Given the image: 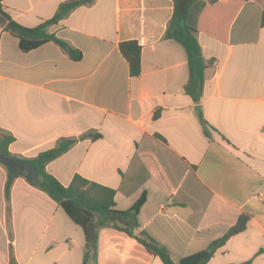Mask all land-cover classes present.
<instances>
[{
  "label": "crops",
  "instance_id": "crops-1",
  "mask_svg": "<svg viewBox=\"0 0 264 264\" xmlns=\"http://www.w3.org/2000/svg\"><path fill=\"white\" fill-rule=\"evenodd\" d=\"M66 0H2L1 11L32 28ZM264 0L207 1L196 38L204 73L199 107L184 92V48L164 33L172 0H95L48 32L81 53L74 61L53 42L23 52L0 23V130L9 152L29 159L65 137L94 131L46 171L67 186L74 175L114 189L115 209L144 193L140 227L174 263L207 248L242 214L206 264H264ZM140 46L131 77L119 44ZM210 127V128H209ZM0 165V264H81L83 230L45 193L17 176L4 200ZM11 236V237H10ZM97 264H162L139 242L110 227L98 231Z\"/></svg>",
  "mask_w": 264,
  "mask_h": 264
},
{
  "label": "trees",
  "instance_id": "trees-1",
  "mask_svg": "<svg viewBox=\"0 0 264 264\" xmlns=\"http://www.w3.org/2000/svg\"><path fill=\"white\" fill-rule=\"evenodd\" d=\"M94 1L66 0L59 4L50 19L32 28H27L14 22L1 9L0 15L4 20V30L18 39V45L21 51L28 52L46 42H53L60 48H65L68 46L67 43L48 32V28L57 24L76 8L83 5H92ZM172 1L173 12L166 26L164 38L174 39L184 48L188 62V80L183 87L184 92L194 102L198 118L204 127L205 134L208 136V125L202 118L199 103L202 96L204 73L210 65V61H206L202 57L196 33L198 16L206 2L212 0ZM260 25L264 27V11H262L260 16ZM119 52L127 62L129 75L131 77L138 76L140 74V46L137 42L126 41L120 43ZM66 53L74 61L80 60L82 56L80 51L72 47H68ZM100 137L101 135L99 133L89 131L77 138H60L52 148L38 153L35 157L29 159L21 158L30 165L35 173V176L26 179V182L45 193L64 211L74 224L83 230L85 236V251L81 264H97L98 231L102 227H110L126 233L139 242L150 254L159 258L162 264H206L214 252L224 245L230 236L240 233L245 229L248 217L242 214L223 236L212 241L207 248L185 256L178 263H174L167 249L158 244L145 232L134 234L135 230H138L140 227L138 212L145 201L144 193L129 209L120 211L114 207V189L85 179L80 175H74L71 182L67 186H63L46 171L48 163L66 153L79 140L89 139L95 141ZM13 141L14 137L10 133L0 130V153L10 157H16L8 150L9 145ZM16 177L15 175L7 173L4 184V200L7 214L10 211V189ZM8 264H17L12 255L11 248H9Z\"/></svg>",
  "mask_w": 264,
  "mask_h": 264
},
{
  "label": "water",
  "instance_id": "water-1",
  "mask_svg": "<svg viewBox=\"0 0 264 264\" xmlns=\"http://www.w3.org/2000/svg\"><path fill=\"white\" fill-rule=\"evenodd\" d=\"M2 22V17H0V23ZM67 50V47L64 48ZM0 164L7 170L11 175L23 176L25 179H30L35 176L34 171L30 165L17 157H10L0 153Z\"/></svg>",
  "mask_w": 264,
  "mask_h": 264
}]
</instances>
